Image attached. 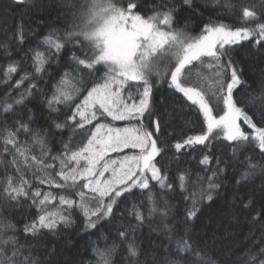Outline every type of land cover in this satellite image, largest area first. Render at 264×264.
<instances>
[{
    "label": "snow or ice",
    "instance_id": "6c2138e0",
    "mask_svg": "<svg viewBox=\"0 0 264 264\" xmlns=\"http://www.w3.org/2000/svg\"><path fill=\"white\" fill-rule=\"evenodd\" d=\"M5 11L15 25L0 19V56L8 59L0 66L8 85L0 101V264H44L33 253L45 235L71 227L77 212L85 230L112 225L119 205L129 200L127 227L91 233L97 240L87 264H264V67L251 89L238 58L242 49L255 48L253 55L262 54L258 62H264V0H9ZM30 34L38 42L15 59L13 48L19 50ZM28 60L30 70L22 67ZM162 83L172 91L154 103ZM238 89L250 91L246 103L237 99ZM177 93L202 116L205 130L177 140L175 153L208 148L211 138L227 141L233 158L243 156L234 190L252 191L233 196V214L246 215L256 232L235 260L210 253L190 223L224 187L227 161L216 157V167L209 168L212 158L204 154V175L177 169L171 178L157 166L168 150L161 110ZM39 96L46 127H34L33 111L23 110L28 97ZM10 113L15 118L7 123ZM177 197L187 203L182 220L170 203ZM25 206L36 214L23 226L22 244L11 215ZM157 219L176 240L175 251L160 255L139 242L137 228Z\"/></svg>",
    "mask_w": 264,
    "mask_h": 264
},
{
    "label": "trees",
    "instance_id": "16d2710c",
    "mask_svg": "<svg viewBox=\"0 0 264 264\" xmlns=\"http://www.w3.org/2000/svg\"><path fill=\"white\" fill-rule=\"evenodd\" d=\"M69 2H74V0H69ZM79 2V0H77ZM9 0H0V19H5L8 13L5 9L8 7ZM208 13H204L203 18L207 20ZM215 18V14L213 13ZM25 24L34 27L35 20H29L25 18ZM225 23H230L231 21L224 17ZM5 23L15 25L14 20H6ZM199 23V19H194L190 28L193 30L192 34L196 35L199 29L196 25ZM57 27H61V25H57ZM39 37L34 35H29L28 40L20 47L19 50L13 48V57L17 60H20L25 53L28 52L30 46H34L36 42H38ZM249 41H244L242 44H249ZM239 47V46H236ZM256 49H247L244 48L238 54V58H243L244 68H245V79L248 80L251 89H256L259 80H260V71L261 68L264 67V62L260 61V56L262 54H255ZM8 63V59L3 56H0V66H6ZM31 61L28 60L27 63H24L22 67L26 70L29 69ZM23 73L21 72L20 75ZM193 79H195V70L193 71ZM18 76L14 75L13 83L15 79H18ZM27 82L22 87H26ZM243 87V86H242ZM41 89L47 91V85L41 84ZM8 91V85H6L2 79H0V101L5 99V92ZM20 89H17L13 92V96H15ZM172 90L167 89L166 84H161L158 90H154V103H158L163 97H165ZM240 92V90H237ZM250 95V91L246 90L240 92L237 99L241 103H246L247 98ZM177 98H168L167 105L161 110L165 114L166 119V127L162 126L161 132L163 136L162 140H166L168 142V150L167 153H162L163 157L162 163L158 164V167H161L162 172L166 169L169 173L170 178L175 176L177 169L180 170H191L193 174L196 172H200L201 175H204L201 170L205 167L199 163L200 159L204 154H208L212 159L211 163L208 165L209 168L216 167V157H220L221 160L227 161V170L224 175L227 177V180L224 181V187L220 190L219 195L214 197V203L211 208L207 206V202L205 205L201 207V211L197 213L198 219L193 222H190L194 225L192 231L199 237L206 238V243L209 245V251L215 252L217 254V258L224 259L230 257L235 260L238 257H242L244 255L243 251H236L240 248L242 243H247L248 237L256 232L255 228H252L246 215L244 214H233V196L234 195H244L246 192H251L252 189H245L244 187H239L238 192L234 189L237 186L233 185L232 177L238 176L241 169V160H243V156H239L238 158H233L231 149L226 147L228 144L227 141L223 140H213L210 138V144L208 148H205L204 145H196L194 148L182 149L180 153H175V149L172 145L177 140H182L188 135H198L204 131V127L202 124V116L197 117L196 111L194 109H189L185 107L187 102L182 98L181 94H176ZM43 96H39L34 99L32 97H28L25 100L26 108L23 110L31 109L34 113V119L36 123L34 127H41L46 125L44 124V117L47 115V110L44 107ZM216 108V105H213ZM222 107V105L220 106ZM218 110V109H217ZM18 114V113H17ZM9 120L7 123H11L14 120L15 116L13 114H8ZM5 123V121L0 120V125ZM122 123V122H118ZM149 122L145 121L147 125ZM149 130H152L151 128ZM65 139H67V132H65ZM24 139V137H21ZM59 137L55 138V141H58ZM208 143V142H206ZM59 144L54 142L53 150L58 148ZM258 152V149H257ZM178 156L179 159L174 158ZM251 151L248 152V155H252ZM259 159V157H256ZM157 160H161V157H157ZM220 167H224V164H221ZM210 174V173H208ZM154 183V182H153ZM256 188H259L260 181L257 180L255 184ZM44 187L45 191L48 189L46 186ZM52 191H58L53 189ZM132 200H129L125 204L119 205V212H116V215L119 217L117 221H115L112 225H107V221L102 222L107 227H101V225H97V229L101 233L105 235L108 234V228H114L119 226V224H125L127 227V222L131 221V216L127 215V209L131 207ZM170 203L173 206L174 213L178 211V219L182 220L185 207L187 203L182 201L181 199L171 198ZM36 214L35 208H27L20 207L11 215L12 221L16 224V227L20 229V238L21 243H24V234H23V226L25 223L30 222L33 216ZM73 225L67 229H64L59 235L47 234L44 236L42 242L38 244L36 250L34 251V255L40 257L44 264H87V261L91 255L90 245L93 241L97 240V236L91 235V233L96 232L97 229H89L85 230L83 228V217L77 212L76 215L73 216ZM176 221H173L175 224ZM133 226L135 227V222H133ZM251 229V232H250ZM115 235L114 232L111 233ZM136 235L138 237L139 242L147 248H155L157 250V254L162 255L169 248L175 251L176 248V240H169L168 234L163 229V225L157 219L153 223H145L142 227H138L136 230ZM258 238V237H257ZM102 247L104 242H99ZM214 245V247H213ZM55 249L54 252L52 250ZM232 252H236V255L233 256ZM51 253V254H46Z\"/></svg>",
    "mask_w": 264,
    "mask_h": 264
},
{
    "label": "rangeland",
    "instance_id": "374dc122",
    "mask_svg": "<svg viewBox=\"0 0 264 264\" xmlns=\"http://www.w3.org/2000/svg\"><path fill=\"white\" fill-rule=\"evenodd\" d=\"M246 128V126H244ZM248 131H251V130H248Z\"/></svg>",
    "mask_w": 264,
    "mask_h": 264
}]
</instances>
